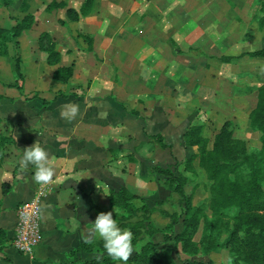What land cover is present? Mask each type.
Segmentation results:
<instances>
[{
	"label": "rangeland",
	"instance_id": "1",
	"mask_svg": "<svg viewBox=\"0 0 264 264\" xmlns=\"http://www.w3.org/2000/svg\"><path fill=\"white\" fill-rule=\"evenodd\" d=\"M85 1L12 0L6 7L0 5V45L8 51L7 56L0 55V96L5 97L8 85L16 88L25 82L26 76H32L35 66L25 64L22 53L28 57L36 53V41L40 50L37 61L41 63L37 67L43 69L41 75L49 81L57 65L47 62L48 53L39 46L40 36L49 34L62 55L60 66L75 62L76 68L71 86H62V90L52 84L53 94L83 93L97 78L101 81L98 86L101 94L112 93L126 105L127 111L139 112L133 118L134 137L129 141L134 144L133 157L129 160L125 157L120 167L133 163L131 192L152 206L162 201L160 208L182 215L175 227L180 234L185 228L186 215L178 202L179 197L162 186L166 177L149 174L148 169L162 166L184 173L188 177L186 196L194 207H204L210 218L212 182L198 160L194 159L192 167L186 169L188 160L199 152L197 147H180L175 156L172 147L162 148L156 138L148 140L146 134L157 131L151 122L159 120L157 115L151 118L150 113L164 110L173 113V119H180L183 128L200 121L205 125L206 137L212 142L223 123L234 119L223 115L221 103L229 101L245 117L238 132L247 137L250 151H260L261 134L253 131L250 123L247 126L245 120L258 102V90L264 82V58L245 57L231 62L221 58L237 57L264 47V33L258 23L263 16L264 0H94L91 13L72 20L68 9L79 11ZM22 22L30 26L11 39L6 31ZM4 31L5 39H2ZM86 35L93 37L94 42H88L84 38ZM170 45L177 55H173ZM18 57L22 59L21 75L16 70ZM109 211L103 210L104 213ZM153 220L160 230L170 231L169 218L156 211ZM201 221L194 236L199 249L197 257L231 264L225 230L219 236L220 245L204 252V218ZM89 239L97 241L100 238ZM162 249H170L177 264L191 258V254L183 251L181 243H168ZM87 253L91 260L98 257Z\"/></svg>",
	"mask_w": 264,
	"mask_h": 264
},
{
	"label": "crops",
	"instance_id": "2",
	"mask_svg": "<svg viewBox=\"0 0 264 264\" xmlns=\"http://www.w3.org/2000/svg\"><path fill=\"white\" fill-rule=\"evenodd\" d=\"M35 43L36 53L31 57L22 53L24 63L35 66L32 76H26L20 88L8 85L9 91L5 92L0 105V133L12 136L16 141L0 169V228L8 232L11 241L18 222V206L32 200L40 189H45L42 202L43 238L36 249L35 261L8 243L0 253V264L68 262L69 253L80 243L96 238L91 231V222L103 210L110 209V190L123 186L130 189L129 182L134 174L133 163L123 168L120 163L125 157L128 160L133 157L134 144L129 141L131 136L134 137L133 118L139 112L127 111L126 105L121 104L112 93L101 94L102 89H98L101 81L97 78L91 87L86 86L83 93L53 94L50 91L52 84L62 90V86H71L76 71L67 83L55 81L52 76L47 81L41 75L43 69L37 67L41 64L37 61L40 50L38 41ZM170 47L173 55H177ZM73 64L76 69L75 62ZM48 82H51L50 87ZM70 104L79 106L78 114L71 121L61 117V112L66 111ZM234 106L229 101L221 103L223 115L234 118L235 136L247 140L238 132L239 124L241 121L244 123V114L241 115ZM150 115L151 118L157 115L159 120L151 122L152 128L157 131H150L146 137L151 141L154 138L150 135L161 134L177 156L180 147H185L184 133L196 123L183 128L181 120L177 117L173 119V113L166 110L151 112ZM245 122L249 126V117ZM35 142L48 152L49 165L54 169L53 178L47 184L35 181V165L24 167L21 164L23 150ZM4 182L11 184L7 193H3ZM79 257L91 260L87 252L80 253Z\"/></svg>",
	"mask_w": 264,
	"mask_h": 264
},
{
	"label": "trees",
	"instance_id": "3",
	"mask_svg": "<svg viewBox=\"0 0 264 264\" xmlns=\"http://www.w3.org/2000/svg\"><path fill=\"white\" fill-rule=\"evenodd\" d=\"M12 0H0V5L8 6ZM94 0H86L80 10L68 9L69 17L77 21L81 15L92 12ZM263 16L259 19V29L264 33V2L261 6ZM25 23H18L10 31H6L11 39L17 38L25 29ZM88 42L94 38L86 35ZM5 39V31L2 35ZM93 44V43H92ZM40 49L48 53L47 62L56 66L53 79L67 83L74 76V64L62 65L61 53L56 48V43L49 34H42L39 38ZM92 47V46H91ZM90 47V48H91ZM6 48L0 45V55L7 56ZM264 58V47L256 51H248L239 56H223L221 60L231 62L237 58ZM16 70L21 75V57L17 58ZM20 88V86H17ZM2 96H0V101ZM250 126L253 131L260 132L262 148L258 152L250 151L245 139L235 136L233 120H226L210 142L205 135L204 124H194L184 133V146L197 147L198 153L187 162L186 169L192 167L193 160L199 161V166L212 182L211 199L209 208L212 217L204 212V207H194L189 197L185 194V185L188 177L182 172L173 171L171 168L153 166L148 173L164 176L167 180L162 185L165 189L179 197V204L184 209V231L177 234L176 225L181 222L182 215L175 211L170 212L159 206L162 201H157L152 206L138 194L131 192L123 186L118 190L109 192V206L118 225L133 233V246L135 251L129 258L128 264H177L172 258L170 249H162L168 243L182 244L185 253L191 258L181 260L182 264H219L214 260L197 257L198 245L194 241L201 219L205 220V232L202 239L204 252L208 253L217 248L222 230L228 234L226 244L230 248L233 260L231 264H264V82L258 90V102L249 115ZM2 117L0 115V123ZM168 148L161 134L150 135ZM15 138L0 133V169L9 155V150L15 144ZM11 184L3 183V193L10 191ZM163 189V188H162ZM206 208V207H205ZM158 211L170 219V231L160 230L153 220V214ZM90 241V242H88ZM8 232L0 228V253L10 243ZM92 252L98 257L92 260H82L79 254ZM69 261L63 264H119L108 256L101 239L97 241L86 240L80 243L69 253Z\"/></svg>",
	"mask_w": 264,
	"mask_h": 264
},
{
	"label": "clouds",
	"instance_id": "4",
	"mask_svg": "<svg viewBox=\"0 0 264 264\" xmlns=\"http://www.w3.org/2000/svg\"><path fill=\"white\" fill-rule=\"evenodd\" d=\"M78 111V105L70 104L66 111L61 112V117L71 121L75 119ZM21 164L24 167L35 165L34 179L37 183L47 184L53 178L54 169L49 165V154L38 142L23 150ZM91 225L92 233L103 241L106 254L119 264H128L129 258L135 251L133 233L121 228L111 211L99 213Z\"/></svg>",
	"mask_w": 264,
	"mask_h": 264
},
{
	"label": "built area",
	"instance_id": "5",
	"mask_svg": "<svg viewBox=\"0 0 264 264\" xmlns=\"http://www.w3.org/2000/svg\"><path fill=\"white\" fill-rule=\"evenodd\" d=\"M45 189H40L34 198L22 203L17 208L18 222L11 244L16 250L36 260V249L41 244L42 233V202Z\"/></svg>",
	"mask_w": 264,
	"mask_h": 264
}]
</instances>
